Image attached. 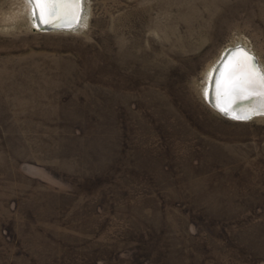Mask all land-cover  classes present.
<instances>
[{"label": "rangeland", "instance_id": "374dc122", "mask_svg": "<svg viewBox=\"0 0 264 264\" xmlns=\"http://www.w3.org/2000/svg\"><path fill=\"white\" fill-rule=\"evenodd\" d=\"M74 30L0 0V264H264V115L203 92L264 70V0H84Z\"/></svg>", "mask_w": 264, "mask_h": 264}, {"label": "snow or ice", "instance_id": "6c2138e0", "mask_svg": "<svg viewBox=\"0 0 264 264\" xmlns=\"http://www.w3.org/2000/svg\"><path fill=\"white\" fill-rule=\"evenodd\" d=\"M35 8L39 24L64 21L70 26L75 20L81 0H29ZM244 49H235L224 61L213 78L212 99L225 115L236 120H249L253 115H264V72L253 63ZM255 98V99H254ZM241 100L252 103L243 109L233 105Z\"/></svg>", "mask_w": 264, "mask_h": 264}, {"label": "bare ground", "instance_id": "6f19581e", "mask_svg": "<svg viewBox=\"0 0 264 264\" xmlns=\"http://www.w3.org/2000/svg\"><path fill=\"white\" fill-rule=\"evenodd\" d=\"M27 6L29 7V16L31 18V23L35 26V27H39L41 24H39L38 20L36 19L35 17V8L33 6L32 3L29 2V0H25ZM81 7H82V10H81V13H80V16L78 18V16H76V25H74V27H71L70 29L68 30H74L76 28H78L79 26L83 25L86 23L87 21V12H86V8L84 7V0H81ZM78 18V19H77ZM58 22H64V21H58ZM64 31H67L65 29H63ZM237 45H242V44H237ZM236 46V45H235ZM244 46V45H242ZM232 47V46H231ZM234 47V46H233ZM245 47V46H244ZM229 47H226L224 49V51L226 49H228ZM223 51V52H224ZM221 53L219 59L217 60V62L215 64H213V66H211V68L208 69L206 75H205V82H204V87H203V92L204 94L206 95L207 97V101L210 103V105L212 104L213 102V99H212V88H213V78L216 76V73H217V69L219 67V64L221 62V60L223 59L224 57V53ZM223 55V56H222ZM262 72H264V70L262 69V67L260 66ZM255 99V98H254ZM252 103V101L250 100H241V101H238L237 104L233 105V106H237V109H243V108H247L250 104ZM213 107V105H211ZM214 108V107H213ZM215 109V108H214ZM216 110V109H215Z\"/></svg>", "mask_w": 264, "mask_h": 264}, {"label": "water", "instance_id": "95a60500", "mask_svg": "<svg viewBox=\"0 0 264 264\" xmlns=\"http://www.w3.org/2000/svg\"><path fill=\"white\" fill-rule=\"evenodd\" d=\"M81 10H82V7H81V4L79 5V9H78V13H77V16H78V18H79V16H80V13H81ZM77 18V19H78ZM76 22H77V20H76V18H75V20H72L71 21V23H70V26H65V22H58V21H56V22H54V23H52V24H46V25H40L39 27H35V29H38V30H42V31H49V30H63V29H65V30H68V29H70L71 27H74V25H76ZM244 49L251 57H253L254 59H253V63L255 64V65H257L258 67H259V69L261 70V68H260V64H259V62H258V59L256 58V56L254 55V53L253 52H251L250 50H248L247 48H245L244 46H242V45H236V46H234V47H229L228 49H226L223 53V55H224V57H223V59L221 60V62H220V64H219V67H218V69L219 68H221V66L223 65V63H224V61H225V59L235 50V49ZM222 55V56H223ZM262 71V70H261ZM218 73H216V75H217ZM206 100H207V98H205ZM216 103L217 102H212V104L211 105H213V107L218 111V112H220L222 115H224V116H226V117H228V118H231V119H233L232 118V114L231 113H229V115H225V114H223L218 108H217V106H216ZM239 105H237V106H233V108L234 109H237V107H238ZM255 116H261V115H253L252 117H251V119L253 118V117H255ZM233 120H236V119H233ZM250 120V119H249ZM239 121H247V120H239Z\"/></svg>", "mask_w": 264, "mask_h": 264}]
</instances>
